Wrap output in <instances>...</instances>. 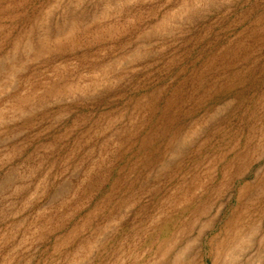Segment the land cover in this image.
I'll return each mask as SVG.
<instances>
[{
    "label": "rangeland",
    "instance_id": "1",
    "mask_svg": "<svg viewBox=\"0 0 264 264\" xmlns=\"http://www.w3.org/2000/svg\"><path fill=\"white\" fill-rule=\"evenodd\" d=\"M242 214L264 264V0H0V264H211Z\"/></svg>",
    "mask_w": 264,
    "mask_h": 264
},
{
    "label": "bare ground",
    "instance_id": "2",
    "mask_svg": "<svg viewBox=\"0 0 264 264\" xmlns=\"http://www.w3.org/2000/svg\"><path fill=\"white\" fill-rule=\"evenodd\" d=\"M46 20H48V18H46ZM48 22V21H45ZM63 28L65 29V27L63 26ZM51 34L53 33L54 35H56L57 37H55L54 39L58 40L60 39V37L62 35H65V32H63L61 34V31H64L62 29H58V27H52L50 29ZM71 31V30H70ZM71 33V32H70ZM61 34V35H60ZM60 35V36H58ZM59 37V38H58ZM49 40V34L47 32H44L43 34H40L38 37V44L40 46H42L43 44L47 43ZM26 41V40H25ZM27 43V41H26ZM28 45V43H27ZM45 47H41L38 48L36 51V56H39L43 53ZM18 52L22 57H26L29 56L26 52V49L23 48L21 49V52L19 51V44H15L14 45V49L12 51V53H16ZM40 58V57H38ZM60 60H63L65 58V56L61 55L59 56ZM56 59V58H55ZM49 62V60H48ZM55 63V62H54ZM33 66H34V61H33ZM56 73V71H54ZM257 198H260V194H258ZM240 202V200H237V204ZM251 202H249V204L247 206H245V216L246 213L248 212V210L250 208H252ZM206 215L205 213H203L201 215V217H199V220L201 218H203V216ZM249 215H247V217H249ZM243 214L241 216H239V220H236V222L234 223V233H231L229 235V237H227L225 242H222V245L220 247L219 250H217V252L212 253L210 258L209 256H207L208 259L211 260V264H251V261H249V255L251 253L252 250V244L255 243V237L257 234V230L251 228V225H247L246 222H244L243 220L245 219V217L242 219ZM217 224V221H216ZM203 229H205V231L201 232L200 236H199V241H198V248L200 249V258L202 260V264H206V259H205V254L204 253L205 250V237H208V234L214 230L216 228V225L213 224L211 226H206L205 223H203ZM251 231V232H249ZM249 232V233H248ZM192 232L190 233L191 236ZM195 243V242H194ZM193 241H189L187 246L184 248L182 254H181V258H183V263L182 264H189V260L191 258V251L193 249L194 246ZM173 249H170V251H172ZM172 256V264H177L178 261V257L177 255L174 253V251H172L171 253ZM165 264H169V263H165Z\"/></svg>",
    "mask_w": 264,
    "mask_h": 264
}]
</instances>
